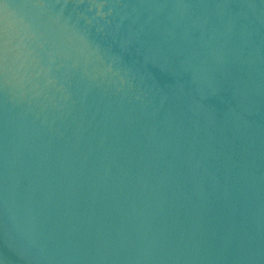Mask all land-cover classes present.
Here are the masks:
<instances>
[{"label":"water","instance_id":"95a60500","mask_svg":"<svg viewBox=\"0 0 264 264\" xmlns=\"http://www.w3.org/2000/svg\"><path fill=\"white\" fill-rule=\"evenodd\" d=\"M0 264H264V0H0Z\"/></svg>","mask_w":264,"mask_h":264}]
</instances>
